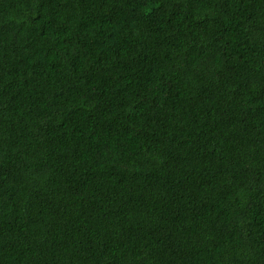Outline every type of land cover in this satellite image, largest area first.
<instances>
[{"label":"trees","instance_id":"trees-1","mask_svg":"<svg viewBox=\"0 0 264 264\" xmlns=\"http://www.w3.org/2000/svg\"><path fill=\"white\" fill-rule=\"evenodd\" d=\"M0 264H264V0H0Z\"/></svg>","mask_w":264,"mask_h":264}]
</instances>
